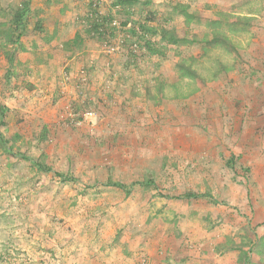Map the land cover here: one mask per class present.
I'll return each instance as SVG.
<instances>
[{
	"label": "rangeland",
	"instance_id": "rangeland-1",
	"mask_svg": "<svg viewBox=\"0 0 264 264\" xmlns=\"http://www.w3.org/2000/svg\"><path fill=\"white\" fill-rule=\"evenodd\" d=\"M113 1L33 0L9 79L0 38L2 131L17 153L0 147V264H264V0ZM20 2L0 0V14ZM175 2L250 24L226 28L236 50L206 55L198 42L132 62V29L179 23ZM95 10L117 23L103 37L86 31ZM201 54L205 84L177 81L190 95L176 98L177 61ZM218 62L229 69L216 78ZM190 191L216 202L180 197Z\"/></svg>",
	"mask_w": 264,
	"mask_h": 264
},
{
	"label": "trees",
	"instance_id": "trees-1",
	"mask_svg": "<svg viewBox=\"0 0 264 264\" xmlns=\"http://www.w3.org/2000/svg\"><path fill=\"white\" fill-rule=\"evenodd\" d=\"M139 1L140 0H114L113 4L117 7L125 8L132 6ZM32 4L33 0H21L20 4L13 8L12 11H9L7 16L0 14V38L4 39L1 43L2 45L11 44V48H7L8 51L6 52V57L8 58V62L10 64V67L7 71L8 79L10 76L15 74L16 67L20 63L17 59L18 51H24L26 49L23 42L21 41V38L24 35V32H26L27 18L32 12ZM190 9L191 8L188 4L175 2L172 5L171 17L173 18L174 15H177L179 19L182 18L179 23L172 25H170L168 22L155 25H151L150 23L147 25L146 23L140 24L142 31H139V27L132 29L131 33H137L138 36L134 38L130 36L131 38L128 39L126 44V51L129 53V58L132 59L131 61L138 62V55H141V52L145 55H148L149 58L154 56H165L170 46L180 48L183 45L185 46L198 42L203 44V50L205 51L206 55L209 53V51L220 47L225 48L226 50H236L235 43L232 41L231 36L227 32L226 28L230 27V29L235 32L239 29L241 24H250L251 20L250 16L236 14L233 12ZM0 10L3 11V9ZM149 13L152 14L150 15V17H152L153 13H151L150 9L148 11V14ZM113 19L114 18L112 16H104L95 10L94 13L91 14V19L88 22L86 31L89 34L95 31L96 34H99L101 37H103L107 33L106 25H109V22L111 23ZM195 22L205 24L207 27H209V34H206L204 37H200L198 34L193 32L191 25ZM123 25L126 26L127 22H124ZM111 28L113 27L111 26ZM38 29H40V25ZM80 38H82L80 33L76 34L74 42L79 44L78 41ZM125 43L126 40H123L122 45H125ZM206 55L201 54L199 56L191 57L180 56L176 63V77L172 80L174 81L172 85H176L172 86V88L177 91L176 98H186L190 95V93L182 94V90L179 91V85H177V81L189 78L192 80H198L201 85L205 84L206 80L199 71L198 65L201 57H206ZM218 63L219 69L217 66V70H214L213 73L216 78L221 75L222 71H228L229 69L227 64H224L223 62ZM166 83L167 80H160L156 88L157 92H159L161 95V99L163 100H166L165 96L163 95ZM7 110V106L0 105V147L12 155H17V153L13 151V144L10 143V141H12L14 138H6L4 132L2 131V127L6 126L5 118ZM18 155H20L21 159L30 161L42 171L49 172L54 169L53 165L49 162L47 163L43 157L37 158L23 153ZM41 156H44V154L41 153ZM229 163L230 165H234L232 158L229 160ZM56 173L65 179H73V176H67L63 172L57 171ZM155 183L156 182L153 179L147 180V184ZM108 184L124 189L127 193H130L132 190L130 185L122 181H114L110 179ZM204 196L209 197L210 200L216 202L210 193L197 194L190 191L180 197L197 198ZM250 253V251L243 250L241 256L244 257L243 259L249 260Z\"/></svg>",
	"mask_w": 264,
	"mask_h": 264
},
{
	"label": "built area",
	"instance_id": "built-area-1",
	"mask_svg": "<svg viewBox=\"0 0 264 264\" xmlns=\"http://www.w3.org/2000/svg\"><path fill=\"white\" fill-rule=\"evenodd\" d=\"M113 25H117V23L116 22H113Z\"/></svg>",
	"mask_w": 264,
	"mask_h": 264
}]
</instances>
